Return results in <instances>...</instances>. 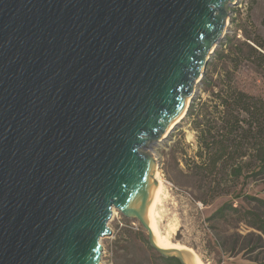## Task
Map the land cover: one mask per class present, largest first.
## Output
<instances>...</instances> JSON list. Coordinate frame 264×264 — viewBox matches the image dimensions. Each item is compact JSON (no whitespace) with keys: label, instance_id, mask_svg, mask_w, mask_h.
<instances>
[{"label":"water","instance_id":"obj_1","mask_svg":"<svg viewBox=\"0 0 264 264\" xmlns=\"http://www.w3.org/2000/svg\"><path fill=\"white\" fill-rule=\"evenodd\" d=\"M237 2L0 0V264H102L114 211L188 264L148 225L149 149L180 123Z\"/></svg>","mask_w":264,"mask_h":264},{"label":"rangeland","instance_id":"obj_2","mask_svg":"<svg viewBox=\"0 0 264 264\" xmlns=\"http://www.w3.org/2000/svg\"><path fill=\"white\" fill-rule=\"evenodd\" d=\"M237 1L226 19L225 38L220 42L205 77L197 85L190 108L210 98L206 78L216 80L223 72L225 62L216 58V54L224 51L240 63L233 84L264 99V74L254 64L238 57L244 42L255 41L264 45V0ZM197 149L196 132L187 116L162 142L149 149L150 155L155 156L157 170L168 193L160 208L161 232L165 234L174 226L173 243L190 249L205 264L263 263L264 245L257 240L260 232L249 226L245 213L257 211L264 214V208L255 200H264V180L226 179L217 184L223 189L232 187V193H196L199 183L189 176L188 165L195 160ZM226 205L232 209L227 208L224 216L216 215ZM117 213L109 222L111 234L101 239L102 264H166L150 247L146 229L137 220Z\"/></svg>","mask_w":264,"mask_h":264},{"label":"trees","instance_id":"obj_3","mask_svg":"<svg viewBox=\"0 0 264 264\" xmlns=\"http://www.w3.org/2000/svg\"><path fill=\"white\" fill-rule=\"evenodd\" d=\"M263 49L259 42H244L238 57L264 74ZM216 58L225 66L216 80L206 78L210 98L191 105L187 115L198 143L195 160L188 165L189 176L199 183L196 193H232V187L217 184L226 179L264 180V99L233 84L240 67L236 59L225 51ZM255 200L264 208V200ZM227 208L232 206L220 208L216 215L224 216ZM245 216L249 226L260 232L257 240L264 245V214L248 211ZM161 258L166 264H181L176 258Z\"/></svg>","mask_w":264,"mask_h":264},{"label":"bare ground","instance_id":"obj_4","mask_svg":"<svg viewBox=\"0 0 264 264\" xmlns=\"http://www.w3.org/2000/svg\"><path fill=\"white\" fill-rule=\"evenodd\" d=\"M225 30H226V25H225ZM225 30H224V34H225ZM195 92H196V90H195ZM192 99L193 98L190 97L187 100L184 113L182 114L180 120H178V121H181L185 117V112L187 111V107H188V105H190ZM151 155H152V157H155V156H153L154 154H151ZM158 171L159 170H157V163H156V167H155V171H154V177H153L155 186L152 187L150 200L148 202L147 210H146L147 222H148V225H149V227L153 233L156 245L163 250H183V251L189 252L190 258H188V260H187L188 264H205L190 249H187L186 247H184L180 244L173 243L172 235L175 234V229H176V228H174V226H171L170 230L165 234L161 232L160 222L162 219V215L160 212L161 211L160 208L163 207V203H164L163 200L166 199V197H168V193L166 192L167 189L165 188V184H164V181L162 179V176H161L160 172H158ZM116 214H118V213L114 211V215H116Z\"/></svg>","mask_w":264,"mask_h":264},{"label":"built area","instance_id":"obj_5","mask_svg":"<svg viewBox=\"0 0 264 264\" xmlns=\"http://www.w3.org/2000/svg\"><path fill=\"white\" fill-rule=\"evenodd\" d=\"M134 225L136 226V229H139L138 225L134 223Z\"/></svg>","mask_w":264,"mask_h":264}]
</instances>
